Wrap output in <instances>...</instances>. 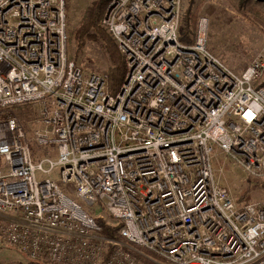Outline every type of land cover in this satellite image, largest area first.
Instances as JSON below:
<instances>
[{"label":"built area","instance_id":"obj_1","mask_svg":"<svg viewBox=\"0 0 264 264\" xmlns=\"http://www.w3.org/2000/svg\"><path fill=\"white\" fill-rule=\"evenodd\" d=\"M66 4L0 0V249L38 264H264V204L215 173L221 151L264 180V47L236 73L208 49V18L181 41L182 0H111L102 25L126 66L113 95L69 59Z\"/></svg>","mask_w":264,"mask_h":264},{"label":"rangeland","instance_id":"obj_2","mask_svg":"<svg viewBox=\"0 0 264 264\" xmlns=\"http://www.w3.org/2000/svg\"><path fill=\"white\" fill-rule=\"evenodd\" d=\"M92 1L66 0L68 57L76 62L85 73L94 72L108 77L107 72L111 64L105 49L100 44L89 41L82 52L78 53L75 42H70L71 32L80 24L82 13ZM251 6H255L261 15L251 14L248 10ZM181 12L180 34L184 31L187 18L189 26L192 25L194 19L197 21L201 17L208 18V49L236 73H242L247 69L264 47V5L261 3L250 0L243 6V0H182ZM188 36L190 40L195 37L194 29L191 33L189 32ZM17 112L27 125L30 136H33L35 128L33 118L38 115L37 107L27 105L19 107ZM32 149L34 155L41 156V158L53 156L55 151L54 147H39L35 144L32 145ZM215 173L219 184L227 188L238 202L264 204V180L252 179L234 167L230 158H227L221 151L217 152L215 158ZM68 189V186L63 187L70 197L77 199V194ZM80 204L96 218L105 217L113 222L103 211L101 204L93 208L83 202ZM0 263L38 264L28 261L15 249H0Z\"/></svg>","mask_w":264,"mask_h":264},{"label":"trees","instance_id":"obj_3","mask_svg":"<svg viewBox=\"0 0 264 264\" xmlns=\"http://www.w3.org/2000/svg\"><path fill=\"white\" fill-rule=\"evenodd\" d=\"M110 0H93L87 9L82 13V20L80 24L73 29L70 34V42H75L77 52L81 53L89 41L100 44L104 49L110 61L111 67L107 72L108 85L111 94L115 95L125 78L126 66L124 57L120 53L117 43L110 32L102 25V18ZM250 0H243V6L248 4ZM254 16H260L261 12L255 7L251 6L248 9ZM197 22L195 19L191 26H189L188 18L185 21L184 31L181 34V41L185 44L192 45L195 43ZM194 29L195 37L190 40L189 32ZM264 86L262 82L259 87ZM98 224L102 227V235L116 243H127L126 240L120 236L118 226H108L104 219L99 218ZM113 246H109V251L113 250Z\"/></svg>","mask_w":264,"mask_h":264},{"label":"water","instance_id":"obj_4","mask_svg":"<svg viewBox=\"0 0 264 264\" xmlns=\"http://www.w3.org/2000/svg\"><path fill=\"white\" fill-rule=\"evenodd\" d=\"M264 5V0H253Z\"/></svg>","mask_w":264,"mask_h":264},{"label":"crops","instance_id":"obj_5","mask_svg":"<svg viewBox=\"0 0 264 264\" xmlns=\"http://www.w3.org/2000/svg\"><path fill=\"white\" fill-rule=\"evenodd\" d=\"M1 264V263H0Z\"/></svg>","mask_w":264,"mask_h":264}]
</instances>
